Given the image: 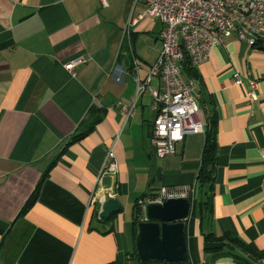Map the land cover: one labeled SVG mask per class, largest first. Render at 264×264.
Here are the masks:
<instances>
[{"label":"crops","instance_id":"0c3cea01","mask_svg":"<svg viewBox=\"0 0 264 264\" xmlns=\"http://www.w3.org/2000/svg\"><path fill=\"white\" fill-rule=\"evenodd\" d=\"M107 2L0 0V264H141L133 255L132 212L126 220L123 204L144 194L139 203L153 201L161 187L190 191L189 264H264V47L230 33L194 67L195 77L183 75L195 82L204 130L216 120L209 190L197 181L205 131L186 135L163 159L150 145L149 89L159 81L151 78L137 96V80L160 53L163 24L146 16L141 2ZM137 15L128 37V20ZM79 57L84 62L68 70ZM235 71L242 85L232 84ZM246 77L257 81L251 102ZM134 101L126 120L120 105ZM110 148L118 172L99 180ZM38 185L36 201L20 214ZM109 197L121 210L101 223ZM210 233H227L249 250L208 242Z\"/></svg>","mask_w":264,"mask_h":264},{"label":"built area","instance_id":"2783aa9c","mask_svg":"<svg viewBox=\"0 0 264 264\" xmlns=\"http://www.w3.org/2000/svg\"><path fill=\"white\" fill-rule=\"evenodd\" d=\"M98 2L101 8L108 6L107 0ZM137 2L145 6L146 16L163 24L159 33L160 53L146 79L137 80V96L149 87L151 78L159 81L158 89H149L155 113L150 145L155 156L163 159L175 153L176 145L183 142L186 135L204 132V125L198 117L200 96L195 91L194 80L183 76L182 63L187 60L191 67L204 64L213 47L222 45L230 33H235L239 42L264 47V0H134ZM141 18L142 15L129 18L125 29L128 37L130 27ZM83 62L82 57L76 58L66 68L73 71ZM246 78L249 86L246 99L251 102L256 99L257 81ZM232 84L242 85L238 71L232 76ZM134 108L135 101L130 105H120L126 120L133 117ZM117 172L118 163L110 148L99 180L102 176L113 177ZM189 192L188 189L161 187L153 201L187 198Z\"/></svg>","mask_w":264,"mask_h":264},{"label":"water","instance_id":"95a60500","mask_svg":"<svg viewBox=\"0 0 264 264\" xmlns=\"http://www.w3.org/2000/svg\"><path fill=\"white\" fill-rule=\"evenodd\" d=\"M143 220L135 226V249L141 262L147 264H189L185 220L191 204L187 198H170L163 202L141 203ZM120 204L108 198L102 204L101 219L119 213Z\"/></svg>","mask_w":264,"mask_h":264},{"label":"trees","instance_id":"16d2710c","mask_svg":"<svg viewBox=\"0 0 264 264\" xmlns=\"http://www.w3.org/2000/svg\"><path fill=\"white\" fill-rule=\"evenodd\" d=\"M182 67V73L184 76L188 75L190 77H195L194 73V67H191L187 60H184V62L181 65ZM191 79V78H189ZM204 144L202 148L201 158H200V165L197 175V181L200 185L208 187L209 190H212L213 186V180H214V172H215V166H216V158H217V143H216V120L215 117H211L208 121V127L206 130H204ZM84 134L76 135L72 138V141H76L80 138H82ZM45 176V174H43ZM39 192V185L33 190L27 201L25 202L24 206L21 209L20 214H23L26 212L36 201L37 196ZM148 195H142L138 200L135 202V204L132 207V225H133V231H134V240H135V226L138 222H140L142 219V208L139 201L144 200L147 198ZM190 200V199H188ZM208 201L204 202V205L207 206ZM205 209L202 210L204 212ZM201 212V213H202ZM116 214H112L109 219H99V221L102 223L111 221ZM185 235V232H184ZM206 241L208 242H220V241H228L230 243H234L237 245H240L241 247H244L245 249L249 250L240 240H238L235 237H231L227 233L220 237H216L213 234H207L205 236ZM133 255L139 260L136 250L133 252ZM140 261V260H139ZM141 264H147L148 262H141Z\"/></svg>","mask_w":264,"mask_h":264},{"label":"rangeland","instance_id":"374dc122","mask_svg":"<svg viewBox=\"0 0 264 264\" xmlns=\"http://www.w3.org/2000/svg\"><path fill=\"white\" fill-rule=\"evenodd\" d=\"M189 196V195H188ZM194 199H195V214L196 216L198 217L199 216V205H200V199H201V191L200 189H197V192L196 194L193 196ZM190 198V197H188ZM133 204V201H131V203L129 204V208L128 206L126 205V202L123 204V212H122V215H126L125 216V219L128 220L129 218H131V212H132V205Z\"/></svg>","mask_w":264,"mask_h":264}]
</instances>
